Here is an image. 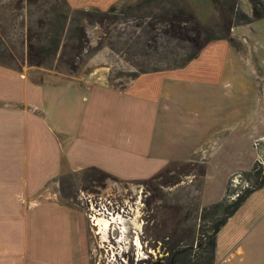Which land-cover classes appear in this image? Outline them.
Masks as SVG:
<instances>
[{
  "label": "rangeland",
  "instance_id": "rangeland-1",
  "mask_svg": "<svg viewBox=\"0 0 264 264\" xmlns=\"http://www.w3.org/2000/svg\"><path fill=\"white\" fill-rule=\"evenodd\" d=\"M77 1L78 5L85 4L82 8L88 9H108L112 5L107 6L111 0ZM136 1L122 0L121 3ZM16 2L0 0V64L16 69L29 67L38 79L46 74L79 75L105 80L120 88L131 80V72H152L154 67H166L172 63L171 52L179 50L174 37L161 30L165 21H154V25L146 29L147 21L152 20L146 18L142 30L135 25L137 20L130 17L116 21L107 19L103 26L87 24L94 49L76 69L72 70L60 54L52 64L31 65L26 56V34L34 21L28 10L16 7ZM191 2L196 5L204 23L211 27L216 25L218 14L211 0ZM238 7L252 17V22L231 28L234 43L226 39L211 41L214 44L205 46L197 62L173 74L178 77L199 74L207 98L203 111L208 114L210 124L220 126L218 137L227 139L214 157L212 154L211 177L205 193L202 189L200 192V171L194 165L175 168L172 164L169 166L175 169L172 173L164 169L153 177L135 180L103 175H95L94 179L91 172L86 171L89 167L78 171L65 168L52 186L60 190L59 197L67 203L62 198L61 176L76 182V199L71 207L81 213L84 224L83 264H161L170 247L189 245L195 231L196 237L200 223L197 205L201 207V201L211 204L222 198L225 168L232 166L238 158L235 167L249 170L264 152L263 147L256 145V141L262 139L253 138L264 134V0H238ZM221 43L223 45H219ZM175 113L180 116V109L175 108ZM236 176L230 177L233 186L240 183V176L237 182L234 181ZM258 190L222 227L215 264L251 263L246 249L250 245V236H264V207L257 210L264 198V189ZM95 217H104L111 224H96ZM250 218L253 222L247 226L245 223ZM251 228L253 233L248 234ZM238 245L245 248L246 254L238 252ZM258 248L264 251V242L259 240ZM241 256L244 257L242 261Z\"/></svg>",
  "mask_w": 264,
  "mask_h": 264
},
{
  "label": "crops",
  "instance_id": "crops-1",
  "mask_svg": "<svg viewBox=\"0 0 264 264\" xmlns=\"http://www.w3.org/2000/svg\"><path fill=\"white\" fill-rule=\"evenodd\" d=\"M68 1L72 8L85 6ZM111 1L107 6L122 0ZM200 55L184 67L142 73L120 88L79 75L38 79L29 67L0 64V264H83L81 213L52 186L65 168L98 167L135 180L174 162L205 161V193L212 154L227 139L218 137L220 126L203 111L207 98L199 74L173 75ZM237 161L223 172L222 197L230 177L247 170L235 167ZM263 207L264 198L257 210ZM259 240L264 236H250V264H264ZM238 252L246 254L240 245Z\"/></svg>",
  "mask_w": 264,
  "mask_h": 264
},
{
  "label": "trees",
  "instance_id": "trees-1",
  "mask_svg": "<svg viewBox=\"0 0 264 264\" xmlns=\"http://www.w3.org/2000/svg\"><path fill=\"white\" fill-rule=\"evenodd\" d=\"M211 2L218 14V21L213 27L201 20L199 11L191 0H137L135 3L113 4L108 9H74L68 0L43 2L17 0L16 7L28 10L30 19L34 21L27 28V61L31 65L52 64L60 54L72 70L93 53L94 48L91 46L87 24L96 23L103 26L107 19L116 21L130 17L137 20L135 25L144 30L143 22L146 18L152 20L147 21L145 28L152 27L154 21L156 23L165 21L166 25L161 30L174 37L179 50L171 52V64H167L166 67L157 66L151 70L161 71L186 66L191 60L197 58L211 41L226 39L234 43L231 28L234 25L252 22V17L238 7V0H211ZM3 53L6 51L4 50ZM146 72L149 71H134L130 73V77L133 79ZM262 145H264L263 142ZM172 164L175 168H179L180 165H194L199 168L201 192L206 172L205 161ZM169 166L165 170L172 173L175 169ZM86 171L91 172L94 179H96L95 175L117 178L98 167H89ZM235 175L240 176V183L233 186L232 179H229L225 194L220 200L209 205H201V207L197 205V218L200 219V223L196 237L195 231L189 245L170 247L161 264L216 263L218 234L246 199L264 186V164L257 160L249 170H242ZM63 176H61L62 198L71 205L76 199L74 190L76 182Z\"/></svg>",
  "mask_w": 264,
  "mask_h": 264
},
{
  "label": "built area",
  "instance_id": "built-area-1",
  "mask_svg": "<svg viewBox=\"0 0 264 264\" xmlns=\"http://www.w3.org/2000/svg\"><path fill=\"white\" fill-rule=\"evenodd\" d=\"M260 139H262V140H258V141H256V145L261 146V147L264 148V146H262V142L264 141V137H262V138H260ZM257 160H258L260 163L264 164V152H263L262 154L259 155V157H258ZM237 179H238V175L235 177L234 181L237 182V181H238ZM235 195H237V194H235ZM235 195H234V197H235Z\"/></svg>",
  "mask_w": 264,
  "mask_h": 264
},
{
  "label": "bare ground",
  "instance_id": "bare-ground-1",
  "mask_svg": "<svg viewBox=\"0 0 264 264\" xmlns=\"http://www.w3.org/2000/svg\"><path fill=\"white\" fill-rule=\"evenodd\" d=\"M97 218V217H95ZM99 223H103V225H107L109 226L111 224V221H109L108 219L104 218V217H98L97 218V222L96 224H99ZM106 227V226H105ZM108 228V227H107ZM139 242V241H138Z\"/></svg>",
  "mask_w": 264,
  "mask_h": 264
}]
</instances>
